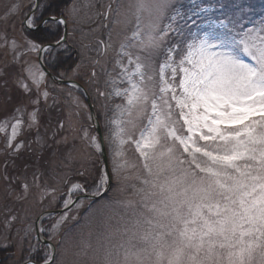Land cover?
Wrapping results in <instances>:
<instances>
[{"label": "snow or ice", "instance_id": "snow-or-ice-1", "mask_svg": "<svg viewBox=\"0 0 264 264\" xmlns=\"http://www.w3.org/2000/svg\"><path fill=\"white\" fill-rule=\"evenodd\" d=\"M41 6L37 0L24 15L26 30L67 23L43 19L36 13ZM19 11L14 4L6 15ZM117 15L128 31L108 73V95L122 101L107 138L112 171L101 167L91 185L72 184L64 207L75 192L91 187L99 195L113 177L126 179L123 174L136 169L135 198L116 202L122 213L104 236L101 264H264V18L237 15L202 28L176 0H129ZM100 44L105 51L111 47ZM18 47L12 41L14 59ZM60 49L66 51L63 36L47 45L28 41L29 51L58 56ZM25 71L31 85L23 79L18 84L35 98L31 112L17 107L12 117L6 147L13 154L24 146L13 144L22 127L38 129L40 98L48 97L41 93L45 73L36 65ZM90 140L103 154V138ZM125 146H132L135 162ZM22 187L27 190V183ZM66 219L62 214L39 233L51 239ZM45 249L42 264H57L54 246Z\"/></svg>", "mask_w": 264, "mask_h": 264}, {"label": "rangeland", "instance_id": "rangeland-1", "mask_svg": "<svg viewBox=\"0 0 264 264\" xmlns=\"http://www.w3.org/2000/svg\"><path fill=\"white\" fill-rule=\"evenodd\" d=\"M128 2L129 0H73L64 13L67 21V43L78 54V63L67 79L83 85L93 101L97 117L100 116L103 120L100 126L109 173L113 167V149L107 138L114 130L111 121L116 118L115 105L122 101L108 95L112 90L108 83V73L115 67L119 45L128 31L123 23H118L123 17L118 16L117 12H123ZM218 2L219 0H176L178 9L184 16L194 20L202 28L206 27L208 22L224 20L214 16ZM220 2L222 7L227 6L225 9L227 18L241 15L246 21L253 22L264 18V0H220ZM14 4L19 5V13L14 16L6 15ZM32 5L34 0H0V125L5 121L8 122L7 130L0 131V245L12 250L3 259L6 264L29 263L32 256L41 250L35 230L37 217L45 211L58 209V206L63 207L72 184L87 182L91 185L92 177L104 167L103 162L94 167L96 154L101 153L91 145L90 137H96L98 140V135L91 128L93 125L91 114L83 97L75 88L65 89L64 85H55L45 74L41 93L47 92L48 97L45 100L41 95L40 100L45 102L47 107L52 104L64 107L69 125L75 126V135L72 134L71 137L77 144L71 155L64 146L59 149L58 157L51 159L50 162L53 163L44 173L47 178L45 183L27 173L21 174L20 179L15 180L18 168L12 157L26 145L24 143V146L14 154L11 148L6 147L11 125L15 123L12 117L17 115L15 111L17 107L26 106L27 112H31L33 106L30 101L35 98L34 94L32 96L26 94L18 81L23 79L31 85V80L28 79V73L25 71L30 65H36L43 71L38 62L39 52L28 50V41L31 40L24 35L20 27L24 15ZM109 5L111 12L108 11ZM189 26L192 27L191 24ZM248 26L252 25L249 23ZM195 30L193 27V31ZM12 41L19 46L16 49V59L11 48ZM100 41L111 44V47L105 51ZM100 92H104L105 95L101 96ZM27 112L21 117L25 122L28 120ZM32 130L39 133V139L36 136V143L39 146L48 143L49 139L54 137L53 131L48 133L49 127L41 126L39 121L38 129L36 127L28 129L26 125L22 127L13 144L25 141L24 138L18 139L24 131L28 134ZM125 147L127 157L135 162L137 154L132 146ZM5 162L6 165L10 163V168L5 166L4 169ZM67 163L72 166L69 167ZM11 168H15L17 172ZM69 168H73V174L78 175L79 178L78 180L72 177L65 178L68 182L65 189L61 190L62 185L55 179L56 172L60 178L64 174L71 176L72 174L67 171ZM80 172H85V176H80ZM133 173L139 174L138 170L129 169L123 174L126 179L113 177L109 189L94 206L89 207L88 200L80 199L71 209L62 213L67 214L66 221L51 239L48 235L56 251L57 264H101L98 257L102 255L101 245L104 236L109 230L115 229L119 215L122 213L116 202L135 198L133 186L138 187L139 184L137 179H133ZM81 177H84L83 180ZM24 183L28 185L27 190L22 187ZM89 188L92 194L93 189ZM78 195H82V192H75L71 201ZM80 201H83V204L77 207ZM62 214L44 216L42 221H45L42 225L40 223V227L50 229ZM71 223L74 224L70 225ZM45 250L42 248L43 255Z\"/></svg>", "mask_w": 264, "mask_h": 264}, {"label": "trees", "instance_id": "trees-1", "mask_svg": "<svg viewBox=\"0 0 264 264\" xmlns=\"http://www.w3.org/2000/svg\"><path fill=\"white\" fill-rule=\"evenodd\" d=\"M73 0H40L39 3L42 5L40 8L36 10L37 15L42 16L43 19H47L50 16H56V17H63L65 11L70 6ZM225 9H227V6H223L219 0L216 6V11L214 12V16L216 18H223L227 19V14ZM262 14V13H260ZM260 16V15H259ZM258 16V17H259ZM262 16V15H261ZM20 27L22 29V32L24 35L31 41L40 44V45H46L53 43L55 40H58L60 37H62L63 34V25H55V24H49V25H42L39 30H26L23 23L20 24ZM59 55H56V52H53L52 54H49L47 52L44 53V63L47 69L57 78L60 79H67L70 75H72L73 70L75 69L77 63H78V54L76 50L70 46L66 42V51L63 49L58 50ZM53 56H56L55 59H53ZM55 85L59 84L56 81H52ZM65 89L73 88L68 85L63 86ZM76 92H78L84 99L85 103V97L81 90L75 88ZM53 104L51 106L46 105L45 102L41 100L40 103V114H39V121L41 126L49 127L48 133L53 131L52 138L49 139L48 143H45L42 146H39L36 143V136L37 132L34 130L26 133V131L21 134V138L18 140L24 138L26 147L19 151V153L12 157L13 160H15L16 168L18 173L15 176V180L20 179L21 174H29L31 176L38 175L39 179L42 183H45L47 180L46 176H44V173H46L48 168H50L51 164L53 162H50L52 158L58 157V151L59 149L64 146L69 155H71V151H75V139L71 137V135H75V126L69 125V122L65 115L64 107L61 105L56 106ZM87 105V104H86ZM52 118V120L50 119ZM50 120V121H49ZM98 120L100 124H102V119L100 116H98ZM92 130L96 133L95 128L92 125ZM42 131V129H40ZM47 133V134H48ZM75 137V136H74ZM77 138V137H75ZM56 156V157H55ZM95 157V155H94ZM102 163L101 154H96V157L94 159V167ZM62 164V163H61ZM63 165V164H62ZM70 167L72 165L68 164ZM5 166H8L10 168V163L6 165V162L4 163V169H6ZM13 171L17 172L15 168H11ZM69 171L70 175L64 174L63 177H58L57 172L55 175V179L59 182L60 185H62L61 190L63 188L65 189L66 184L68 182L65 181V178L72 177L74 180H78V175L73 174L74 169L69 168L67 169ZM135 175V176H134ZM138 175V174H137ZM136 173H133V179L136 180ZM131 176V175H130ZM84 177H81L83 180ZM83 192V191H81ZM87 193H91L90 188L88 189ZM62 199V197L60 198ZM97 200H88L89 207H92L96 204ZM57 208H60L58 206ZM81 216V215H80ZM54 218V217H53ZM52 218V219H53ZM45 220L41 222L44 223ZM75 223V222H74ZM71 223L70 225L74 224ZM43 236L48 239V234L43 233ZM40 249L36 254L32 256V260L36 263H42V248H45V245L39 242ZM12 250L9 248H4L0 245V264H6L3 260L7 257L8 254H10Z\"/></svg>", "mask_w": 264, "mask_h": 264}, {"label": "water", "instance_id": "water-1", "mask_svg": "<svg viewBox=\"0 0 264 264\" xmlns=\"http://www.w3.org/2000/svg\"><path fill=\"white\" fill-rule=\"evenodd\" d=\"M40 0H38L39 2ZM37 2V0H34V4ZM58 18V17H57ZM61 18V17H59ZM58 18V19H59ZM43 24H41L42 26ZM40 26V27H41ZM67 23L63 25V34L62 36L65 38V42L67 41ZM47 45V44H46ZM43 55H44V52L41 53L39 52V55H38V62L40 64V67L41 69L45 72V74L51 78L52 80H55L57 81L59 84H62V85H68V86H71V84H76L78 85V89H80L83 94H84V97H85V100H86V103L88 105V108H89V111H90V114H91V118H92V122H93V126L97 132V135H98V139L100 140L101 138H103V135H102V130H101V126H100V123H99V120L96 116V113H95V109H94V105L92 103V100L89 96V94L87 93L86 89L83 87V85H81L79 82L77 81H74V80H70V79H59L57 77H55L48 69L47 67L45 66L44 64V61H43ZM103 148H104V151H103V154H101V158H102V161H103V164H104V167H106L107 171L109 172L108 170V164H107V154H106V148H105V144H104V141H103ZM105 194V192H102L101 194L99 195H92V194H88L86 192H84L82 195H78L76 196L72 201H70L69 203V206L67 208L65 207H62V208H59V209H55V210H49V211H45L44 213H42L41 215H39L36 219V222H35V230H36V235L37 237L39 236V241L41 243H43L44 245L48 244V243H51L48 239H46L42 234L39 233V225H40V222L41 220L43 219L44 216H48V215H57V214H62L64 212H66L67 210L71 209L80 199H88V200H98L100 199L103 195ZM52 244V243H51ZM53 245V244H52ZM23 264H38L36 262H33V261H30L29 263H23ZM42 264V263H40Z\"/></svg>", "mask_w": 264, "mask_h": 264}]
</instances>
